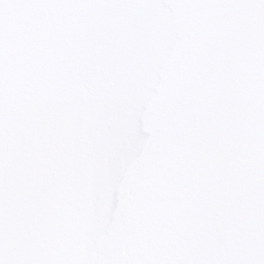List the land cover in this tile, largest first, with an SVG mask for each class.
Masks as SVG:
<instances>
[{
    "label": "snow or ice",
    "instance_id": "1",
    "mask_svg": "<svg viewBox=\"0 0 264 264\" xmlns=\"http://www.w3.org/2000/svg\"><path fill=\"white\" fill-rule=\"evenodd\" d=\"M24 7L22 0H4V2H0V26L6 25L9 18L18 15Z\"/></svg>",
    "mask_w": 264,
    "mask_h": 264
},
{
    "label": "water",
    "instance_id": "2",
    "mask_svg": "<svg viewBox=\"0 0 264 264\" xmlns=\"http://www.w3.org/2000/svg\"><path fill=\"white\" fill-rule=\"evenodd\" d=\"M145 1V0H144ZM161 5V4H160ZM149 7V9H150V6H148ZM96 12V11H95ZM94 12V13H95ZM98 14V13H97ZM101 17H103V15L101 16ZM95 24V23H94ZM96 25V24H95ZM64 27H67L68 28V26L67 25H65ZM116 35H118V34H116ZM115 35V36H116ZM116 58V57H115ZM126 72H127V69L125 70ZM189 86V85H188ZM192 89V88H191ZM201 89H206L204 86H203V88H201ZM193 94H191V97H190V99H188V101L187 100H185V101H187L189 104H191V102L192 101H194L193 99L194 98H197L195 95L194 96H192ZM198 102V100L197 101H194V103H197ZM198 103H201V102H198ZM203 105V104H202ZM222 107H224V105H222ZM196 108V107H195ZM212 110L214 109V108H211ZM199 109H197V113L199 114V115H203L204 114V110L202 109V108H200V110L198 111ZM216 111H218V110H216ZM223 112V111H222ZM227 113H225V116L224 117H227ZM203 117H205L206 118V116L205 115H203ZM198 118V117H197ZM144 122H146L145 120H144Z\"/></svg>",
    "mask_w": 264,
    "mask_h": 264
}]
</instances>
